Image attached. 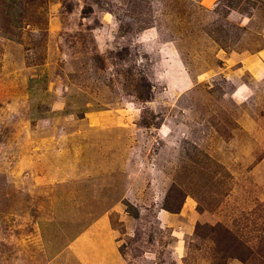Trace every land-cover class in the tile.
I'll return each instance as SVG.
<instances>
[{
	"label": "rangeland",
	"instance_id": "374dc122",
	"mask_svg": "<svg viewBox=\"0 0 264 264\" xmlns=\"http://www.w3.org/2000/svg\"><path fill=\"white\" fill-rule=\"evenodd\" d=\"M201 1L0 0V264H264V0Z\"/></svg>",
	"mask_w": 264,
	"mask_h": 264
},
{
	"label": "trees",
	"instance_id": "16d2710c",
	"mask_svg": "<svg viewBox=\"0 0 264 264\" xmlns=\"http://www.w3.org/2000/svg\"><path fill=\"white\" fill-rule=\"evenodd\" d=\"M137 96L141 99H148L151 97V95H149V90L146 91V93H137ZM173 189L180 195L179 200L174 205L168 204V196L171 190L165 199L164 208L170 212L177 213L182 207L183 199L187 192L178 185L174 186ZM204 228H206L209 234L208 238L213 242V264H226V261L230 258H235L242 263H247L249 260L254 259L255 253H259V251H255L249 243L242 241L229 226L222 222H218L215 225L197 223L194 231L195 234L201 238H205V235L200 232V230ZM262 257L264 259V253Z\"/></svg>",
	"mask_w": 264,
	"mask_h": 264
},
{
	"label": "bare ground",
	"instance_id": "6f19581e",
	"mask_svg": "<svg viewBox=\"0 0 264 264\" xmlns=\"http://www.w3.org/2000/svg\"><path fill=\"white\" fill-rule=\"evenodd\" d=\"M214 0H202L201 3L205 6H211Z\"/></svg>",
	"mask_w": 264,
	"mask_h": 264
},
{
	"label": "crops",
	"instance_id": "0c3cea01",
	"mask_svg": "<svg viewBox=\"0 0 264 264\" xmlns=\"http://www.w3.org/2000/svg\"><path fill=\"white\" fill-rule=\"evenodd\" d=\"M216 1H217V0H214V2L212 3V5H213V4H215V3H216Z\"/></svg>",
	"mask_w": 264,
	"mask_h": 264
}]
</instances>
